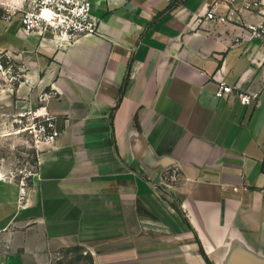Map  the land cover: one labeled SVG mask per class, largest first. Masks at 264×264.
<instances>
[{
	"label": "crops",
	"instance_id": "1",
	"mask_svg": "<svg viewBox=\"0 0 264 264\" xmlns=\"http://www.w3.org/2000/svg\"><path fill=\"white\" fill-rule=\"evenodd\" d=\"M227 1L93 0L71 43L0 13L16 106L54 90L61 129L24 204L0 182V264H264V34Z\"/></svg>",
	"mask_w": 264,
	"mask_h": 264
},
{
	"label": "built area",
	"instance_id": "2",
	"mask_svg": "<svg viewBox=\"0 0 264 264\" xmlns=\"http://www.w3.org/2000/svg\"><path fill=\"white\" fill-rule=\"evenodd\" d=\"M230 12L247 11L260 18L255 24H249L252 37L264 34V0H228ZM93 0H27L21 7L6 13V18L19 14V21L26 31H36L40 34L49 33L52 37L71 43L85 35L100 33V21L92 13ZM208 19L215 18V9L211 8L206 13ZM1 57V56H0ZM10 65H4L0 60V71L10 73ZM15 79L16 76H13ZM264 86V74L261 79ZM235 88L220 82L215 94L226 97L234 93ZM54 90L43 91L38 96V106L26 108L17 113L15 122L22 124V130L31 137L34 144H52L61 134L58 118L46 108V101L55 95ZM240 101L249 104L258 98L257 92H238ZM176 174L173 172L172 179ZM25 195V187L21 188Z\"/></svg>",
	"mask_w": 264,
	"mask_h": 264
},
{
	"label": "rangeland",
	"instance_id": "3",
	"mask_svg": "<svg viewBox=\"0 0 264 264\" xmlns=\"http://www.w3.org/2000/svg\"><path fill=\"white\" fill-rule=\"evenodd\" d=\"M27 0H0V13L6 14L21 7ZM0 60L4 65H10L13 69L10 73L0 71V177L3 182H11L17 185L16 200L18 205L25 203V192L32 184L33 173L36 170L40 147L34 144L28 134L23 131L22 124L14 120L18 112L28 107L20 108L15 104V92L13 84L22 74L12 61L2 56ZM13 76H16L14 79ZM60 264H82L81 260L67 257Z\"/></svg>",
	"mask_w": 264,
	"mask_h": 264
},
{
	"label": "bare ground",
	"instance_id": "4",
	"mask_svg": "<svg viewBox=\"0 0 264 264\" xmlns=\"http://www.w3.org/2000/svg\"><path fill=\"white\" fill-rule=\"evenodd\" d=\"M0 182H3L1 177H0Z\"/></svg>",
	"mask_w": 264,
	"mask_h": 264
}]
</instances>
